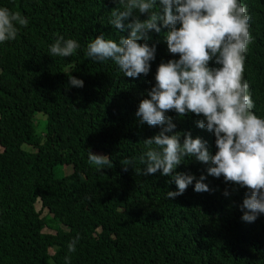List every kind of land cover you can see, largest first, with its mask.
Returning a JSON list of instances; mask_svg holds the SVG:
<instances>
[{"label": "trees", "instance_id": "16d2710c", "mask_svg": "<svg viewBox=\"0 0 264 264\" xmlns=\"http://www.w3.org/2000/svg\"><path fill=\"white\" fill-rule=\"evenodd\" d=\"M240 2L251 37L242 78L262 118L264 0ZM0 7L28 20L14 40L0 44V264H65V256L68 264H264V215L240 219L245 189L205 173L211 191L189 185L167 199L175 191L169 176L137 173L142 140L159 128L141 123L136 105L154 83L156 66L177 58L163 42L166 28L149 34L147 43L156 47L149 73L129 78L111 61L84 55L101 33L113 40L127 35L108 25L121 7L116 0H0ZM57 37L80 47L68 57L50 56ZM70 75L83 87L69 86ZM36 112L45 117L41 132ZM167 115L174 131L199 136L214 153V137L195 127L199 117ZM88 151L109 156L112 167L97 171ZM58 165L70 171L56 175ZM174 171L199 177L205 165L186 158Z\"/></svg>", "mask_w": 264, "mask_h": 264}, {"label": "clouds", "instance_id": "9594fccd", "mask_svg": "<svg viewBox=\"0 0 264 264\" xmlns=\"http://www.w3.org/2000/svg\"><path fill=\"white\" fill-rule=\"evenodd\" d=\"M116 2L121 7L113 8L108 25L127 35L113 40L101 33L92 38L86 44L87 58L97 63L111 61L124 77L147 75L156 51L155 43H147L149 34H160L162 28L167 29L162 34L167 51L177 57L156 66L154 83L136 105L135 115L140 122L159 128L142 140L144 151L139 163L143 168L137 173L159 171L169 176L175 191H167V199L182 195L189 185L194 192H209L204 183L206 175L222 177L224 182L245 189L238 205L240 219L254 222L264 215V111L262 118L252 111L249 85L242 78L244 53L251 41L246 6L240 0ZM138 14L145 18L139 19ZM27 23L19 12L0 7V44L14 40L18 27ZM79 47L75 39L57 37L48 53L68 57ZM68 84L83 87V81L71 75ZM169 111L177 116L191 113L199 117L195 127L214 137V153L199 136L174 131L176 125L167 115ZM186 158L205 165L204 173L196 177L174 171ZM87 159L97 171L112 167L107 155L88 151ZM124 163L127 166L131 161ZM222 195L227 197L229 192L224 190ZM77 240L68 244L69 252L75 251ZM64 259L68 264L69 258Z\"/></svg>", "mask_w": 264, "mask_h": 264}, {"label": "rangeland", "instance_id": "374dc122", "mask_svg": "<svg viewBox=\"0 0 264 264\" xmlns=\"http://www.w3.org/2000/svg\"><path fill=\"white\" fill-rule=\"evenodd\" d=\"M34 118L36 119L35 120L36 131L37 132H41L44 129V126H45V117H44V115L42 113L36 112L35 115H34ZM24 148L28 149V150H32V148H30V147H28L26 145H24ZM94 154H98V153L95 152ZM68 170L70 171L69 166L62 167V166L58 165V166L54 167V172H55L56 175L64 174L65 171L68 172ZM39 206H40V204L36 203V208L37 209H39ZM42 213L47 215V210H43ZM49 230H50L49 228L44 229V231H49Z\"/></svg>", "mask_w": 264, "mask_h": 264}]
</instances>
